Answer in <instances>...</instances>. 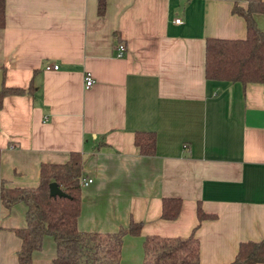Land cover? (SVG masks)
<instances>
[{
	"label": "crops",
	"instance_id": "crops-1",
	"mask_svg": "<svg viewBox=\"0 0 264 264\" xmlns=\"http://www.w3.org/2000/svg\"><path fill=\"white\" fill-rule=\"evenodd\" d=\"M97 1L5 0L4 84L32 92L2 99L0 176L35 187L41 163L79 151L91 181L77 229L141 224L122 235L118 264H142L145 235L192 229L200 264L231 261L239 242L264 237V84L206 79L204 38L244 36L243 17L231 0H102L101 12ZM253 18L264 31V14ZM135 131L154 133L152 154L138 152ZM162 197L180 199L174 218L159 217ZM197 207L210 218L198 220ZM24 224L23 202L0 201V264H17L13 229ZM54 255L45 235L32 264Z\"/></svg>",
	"mask_w": 264,
	"mask_h": 264
},
{
	"label": "trees",
	"instance_id": "trees-1",
	"mask_svg": "<svg viewBox=\"0 0 264 264\" xmlns=\"http://www.w3.org/2000/svg\"><path fill=\"white\" fill-rule=\"evenodd\" d=\"M231 10L244 19L245 33L242 37L205 36L203 73L206 79L230 82H258L264 84V31L255 23L254 12L264 14V0H231ZM5 0H0V27L3 26ZM97 12L102 10V0L97 1ZM0 88L2 99L8 94L32 92L29 87H13L4 84ZM133 144L142 155L154 150L152 131H135ZM83 158L79 151H69L68 159L62 163H41L39 182L35 187L23 188L7 184L0 176V201L10 208L18 202L25 205V224L14 228L20 239L16 251L17 264H32V253L42 247V238L49 235L55 243L53 264H118L122 235H137L140 222L129 220L125 227L113 232L82 231L76 227L79 213L80 186ZM55 181L64 192L51 196L48 184ZM180 199L162 197L159 217L172 219L176 216ZM198 220L210 215L196 208ZM142 264H200L198 243L193 229L186 236L145 235L141 241ZM264 263V237L258 241L238 243L233 259L221 264Z\"/></svg>",
	"mask_w": 264,
	"mask_h": 264
},
{
	"label": "built area",
	"instance_id": "built-area-1",
	"mask_svg": "<svg viewBox=\"0 0 264 264\" xmlns=\"http://www.w3.org/2000/svg\"><path fill=\"white\" fill-rule=\"evenodd\" d=\"M174 20L179 21V17H175ZM124 51V46L121 42L116 43L115 45V55H121ZM57 63H46L44 64L45 68H57ZM83 87L87 88L93 83V78L90 76L88 71H85L82 77ZM91 181V178L87 176H82L79 179V186H85Z\"/></svg>",
	"mask_w": 264,
	"mask_h": 264
},
{
	"label": "water",
	"instance_id": "water-1",
	"mask_svg": "<svg viewBox=\"0 0 264 264\" xmlns=\"http://www.w3.org/2000/svg\"><path fill=\"white\" fill-rule=\"evenodd\" d=\"M2 81H3V76H2V70L0 69V88H1V85H2ZM48 190H49V194L51 196L64 195V192L59 188V186L57 185V183L55 181H51L48 184Z\"/></svg>",
	"mask_w": 264,
	"mask_h": 264
}]
</instances>
